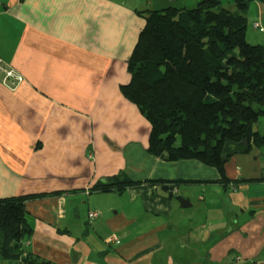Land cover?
Wrapping results in <instances>:
<instances>
[{
  "label": "crops",
  "instance_id": "crops-1",
  "mask_svg": "<svg viewBox=\"0 0 264 264\" xmlns=\"http://www.w3.org/2000/svg\"><path fill=\"white\" fill-rule=\"evenodd\" d=\"M196 1L0 0V59L24 78L0 84V198L36 196L24 203L27 253L50 264H264V146L226 162L224 187L213 167L147 153L149 124L119 91L144 26L136 12ZM253 131L264 136V117ZM119 174L134 185L93 189Z\"/></svg>",
  "mask_w": 264,
  "mask_h": 264
},
{
  "label": "trees",
  "instance_id": "trees-1",
  "mask_svg": "<svg viewBox=\"0 0 264 264\" xmlns=\"http://www.w3.org/2000/svg\"><path fill=\"white\" fill-rule=\"evenodd\" d=\"M250 2L197 0L192 8L136 12L144 20L126 62L122 97L149 124L147 153L215 168L226 187V162L264 146L253 125L264 117V46L246 41ZM94 190L121 192L134 185L119 174ZM36 196L0 198V259L9 264H50L26 252L32 235L24 203Z\"/></svg>",
  "mask_w": 264,
  "mask_h": 264
},
{
  "label": "rangeland",
  "instance_id": "rangeland-1",
  "mask_svg": "<svg viewBox=\"0 0 264 264\" xmlns=\"http://www.w3.org/2000/svg\"><path fill=\"white\" fill-rule=\"evenodd\" d=\"M221 1V6L227 9H232L233 11H235L234 8V3L233 0H230L229 2H227L228 0H220ZM262 8V10H261ZM260 12L264 13V3H258V2H250L248 4L247 9L242 13V15L247 19V27H248V32L246 35V41L251 44V45H256V42H252L251 40V36H249L251 30V26L254 27V22H258L259 20H261V14ZM256 31V30H254ZM261 37V35H259Z\"/></svg>",
  "mask_w": 264,
  "mask_h": 264
},
{
  "label": "built area",
  "instance_id": "built-area-1",
  "mask_svg": "<svg viewBox=\"0 0 264 264\" xmlns=\"http://www.w3.org/2000/svg\"><path fill=\"white\" fill-rule=\"evenodd\" d=\"M253 26L255 30L264 33V29L260 25V22H254ZM0 74V84L9 90H16L18 86L24 82V78L14 68L6 65L1 59ZM89 215L92 217L94 213H90Z\"/></svg>",
  "mask_w": 264,
  "mask_h": 264
},
{
  "label": "water",
  "instance_id": "water-1",
  "mask_svg": "<svg viewBox=\"0 0 264 264\" xmlns=\"http://www.w3.org/2000/svg\"><path fill=\"white\" fill-rule=\"evenodd\" d=\"M162 190H164V191H168V195H169V197L170 198H172L174 195H173V189L172 188H170V187H168V186H163L162 187ZM176 199L178 200V202L181 204V205H183V206H185L186 204H188L189 202H188V200L187 199H184V198H182V197H176Z\"/></svg>",
  "mask_w": 264,
  "mask_h": 264
}]
</instances>
